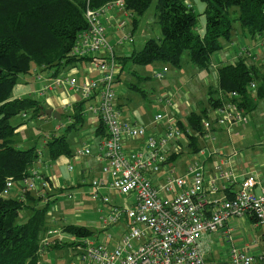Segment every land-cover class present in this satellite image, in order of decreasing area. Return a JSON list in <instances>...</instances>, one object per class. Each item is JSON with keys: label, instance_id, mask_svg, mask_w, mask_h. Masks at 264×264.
<instances>
[{"label": "trees", "instance_id": "trees-1", "mask_svg": "<svg viewBox=\"0 0 264 264\" xmlns=\"http://www.w3.org/2000/svg\"><path fill=\"white\" fill-rule=\"evenodd\" d=\"M115 1L117 0H0V264H54L53 261L46 260V257L49 250L58 248H67L68 250V261L66 260L65 264H70L72 261L79 264L80 260H76L75 257L85 252L86 240L91 241L94 245L105 241L108 247L112 248V245L115 246L118 243L121 237L120 233L130 222L126 213L119 215L120 218L115 223L106 224L102 220L109 214L108 210L111 206L120 207L119 204L123 203L124 197L109 186L110 178L102 172V163L100 172L105 177H94L87 183L91 189L89 195L98 202L99 229L66 222L58 225L55 221L56 218L51 213L50 204L54 199L51 200L53 193L49 190L47 193H50V200L45 199L41 205L39 203L42 197L35 196L28 190L23 194V197L19 194L16 195L17 197L3 194L7 180L11 179L17 183L28 176L40 158V153L35 146L19 149L13 145L18 125H13L10 120L29 111L32 112L33 117H36L42 108V102L37 98L12 97L11 93L18 78L24 74H36L40 75L39 80H43L42 74L46 77L49 72L52 77L64 76L78 63L89 64L90 57H77L70 54L78 34L88 29L85 11L87 7L98 9ZM122 1L124 10L130 12L132 16L133 32L139 18L147 11L153 0ZM200 1L204 3L202 14L205 16L202 33L196 30L199 14L190 4H186L184 0H156L154 16L159 23L161 38H149L141 49L121 56H115L113 48L109 44L110 50L115 60L117 59L121 64V68L128 62L132 65L160 62L163 66L179 68L182 55L187 53L192 64L199 69H209L211 56L223 49V41H228L232 37L234 22H239L244 36L262 37L264 35V0ZM232 8H235L233 16L230 14ZM127 35L131 40L132 33H127ZM124 40L121 38L120 41L118 40V44H122ZM108 52L107 50L106 53L108 54ZM92 70L94 69L92 68ZM133 73L137 76L138 82L148 78L147 76H138L134 70ZM97 75L96 78L99 77L98 71ZM120 75V70H117L114 82L119 80ZM77 83L82 82L77 80ZM251 83L255 84L254 89L250 88ZM130 88L144 94L143 90L138 87V83L131 84ZM75 92L80 98L72 104V113H60V118L71 116L73 121L67 125L64 133L54 134L46 141L48 161L41 159L43 166L50 165L60 156L72 157L75 150L80 148L73 150L70 147L67 131L71 128L83 127L85 119L89 117L87 115H90H84L83 109L92 101L81 98L79 91ZM231 92H235L237 96L231 97ZM205 98V104L200 101L198 110L188 112L183 119H175V124L181 132V140L169 145L170 161L175 162L183 152L194 154L196 157L201 149L205 153L210 152L209 156L202 160L203 163L211 160L212 157L215 159L218 157L219 162V160L230 156V154L223 153L220 146L216 149H210L208 146V143L215 140L222 129H227L228 126H221L216 130L217 133L211 134V136L215 135L212 140L208 135L203 137L205 130L202 121L204 118L214 121V115L210 111L228 101L236 103L245 114L253 111L257 107L258 100L264 98V62L251 57L237 56L235 60L219 65L216 68V86L208 87ZM199 100L202 99L199 98ZM157 101L168 108L164 100L160 101L158 98ZM116 104L123 120L141 125L125 118L121 104L117 102ZM151 128L154 126L146 127L148 132L152 131L156 136L158 133ZM211 129L214 131V126ZM94 133L99 137L94 147L96 156H103L104 150L100 148L101 142L99 141L107 138L108 133L99 118ZM128 140L134 143L131 148L139 147L142 144V140ZM175 144L181 151H173ZM89 148L91 152L88 155H91L93 149L90 146ZM125 148L127 149L126 144ZM233 151L238 152V150ZM225 167L227 168V165ZM158 174H160L157 175L158 180H162L164 171L161 170ZM46 178L48 177L46 176ZM94 179H103L105 182V185L98 190L97 196L93 195L92 181ZM236 188L237 184L221 180L218 191L208 195L222 192L221 199H231L234 197ZM116 196L118 200L114 199ZM67 197L72 198L73 196L68 193ZM103 197L109 198L110 202L105 204L102 200ZM130 200L135 203L134 198H130ZM110 204L112 205L109 206ZM26 207L33 209V213L25 221L19 222L20 210ZM114 225L117 227L114 228ZM57 227L63 233L70 234L71 239L59 240L57 235L48 233ZM220 230L224 231L223 229L217 231ZM100 234L103 235L102 241L98 240ZM81 261L83 262L82 259Z\"/></svg>", "mask_w": 264, "mask_h": 264}, {"label": "built area", "instance_id": "built-area-1", "mask_svg": "<svg viewBox=\"0 0 264 264\" xmlns=\"http://www.w3.org/2000/svg\"><path fill=\"white\" fill-rule=\"evenodd\" d=\"M122 10V0L98 9L87 7L85 18L88 29L78 34L70 52L73 56L90 57L89 64L99 72L98 78L85 75L82 83L78 84L71 71L60 77H52L49 72L44 77V82L33 92L37 97L44 98L61 88L79 91L81 98L92 101L83 109V114L101 119L108 133L107 138L99 141L100 148L104 150L103 156L98 157L102 161L101 170L109 176V186L124 196L120 207L109 205V214L102 220L106 224L115 223L122 213H126L130 219L115 246L108 247L105 241L94 245L86 240L85 252L75 259L80 260L79 264H208L201 242L205 234L223 229V234L231 238L232 229L227 225L230 218L249 216L254 226L264 225V185L261 186L254 174L238 177L232 170L233 159L238 154L236 151L228 158L216 161L209 169L202 160L210 152L205 153L201 149L196 157L185 162L180 174L172 175L174 162L169 159L168 147L181 140V132L175 119L168 113H156L153 126L160 125L162 132L155 136L146 127L121 118L113 87L118 68L105 35L103 21L113 20L115 16L112 14ZM124 25L125 22L122 21L117 27L122 28ZM128 38L125 35L122 39ZM257 54L255 48L241 47L236 57L256 59ZM167 69V66H162L161 70L155 71L154 77L163 78ZM35 77L41 78L36 74ZM250 88L254 89L255 84L251 83ZM230 95L237 96L235 92ZM171 98L172 94L169 93L161 97L160 101L164 100L170 106ZM71 108L72 104L66 105L63 111L65 114L72 113ZM210 112L214 115V121L204 118L202 126L205 130L203 137L208 135L212 140L215 135L211 134L217 133L216 130L221 126H228L229 131L235 125L247 122L246 114L233 101H228ZM66 120L68 123L73 121L71 116L66 117ZM213 126L214 131H211ZM59 128L58 125L56 129ZM128 139L142 140V144L126 149L125 141ZM173 151L178 152L181 149L175 144ZM90 152L89 146L85 145L76 149L73 156L80 158ZM37 162L41 163L42 160L39 158ZM67 170L71 172L73 166L68 164ZM161 170L164 171V178L158 180L157 175H160L158 173ZM46 176L44 171L31 169L28 176L17 181L19 195L23 197L27 190L38 195L47 192L50 189V180ZM221 180L237 184L234 197L224 200L221 197L209 199L208 194L218 191ZM14 184L15 181L7 180L3 194L7 195ZM92 184L93 195L97 196L105 182L103 179H94ZM130 198H134L135 203ZM102 200L105 204L110 202L107 197ZM48 233L57 235L59 240L71 239L70 234L63 233L58 228H53ZM245 247L239 248L232 243L227 264H264V253L253 254L247 251L249 245ZM70 264L77 263L72 261Z\"/></svg>", "mask_w": 264, "mask_h": 264}, {"label": "rangeland", "instance_id": "rangeland-1", "mask_svg": "<svg viewBox=\"0 0 264 264\" xmlns=\"http://www.w3.org/2000/svg\"><path fill=\"white\" fill-rule=\"evenodd\" d=\"M186 4L192 5L194 11L198 13V19L196 24V30L201 33L204 28L205 16L202 14L204 9V3L200 0H184ZM156 0L152 1V4L147 11L139 18L136 28L132 32V16L128 11H116L112 15L115 18L111 21H103L106 30V37L109 44L112 46L115 56L128 55L133 50H139L143 46L144 42L149 38L159 39L161 38V32L159 23L154 16V7ZM233 10L230 9L231 16L234 15ZM124 21L125 25L117 27V24ZM232 31V37L228 41H223L224 47L222 50L215 52L211 56V65L209 69H199L197 66L192 64L184 53L181 58V67L175 68L166 65L168 70L165 72L164 77L156 79L153 76L155 71L161 70L162 63L156 62L147 65H132L126 63L122 68L121 64L116 59L118 70L121 75L119 80L114 82V90L116 95V102L122 106V113L124 117L130 121H136L138 124L145 125L147 128L154 125V116L156 113L166 114L168 112L174 113L177 118H184L185 113L190 111L198 110L200 107V101L203 104L206 102L207 89L208 87L216 86V68L226 62L231 61L229 58H236V53L241 47H252L257 49L258 54L255 60L264 62V38L261 36H244L239 22H234ZM127 33H132L131 40L125 39L122 44H118V40L123 38ZM229 59V60H228ZM91 68L88 63L82 64L78 67V72L75 73V77L78 82H82L85 71L84 68ZM92 69V68H91ZM133 70L138 76H147L146 80L138 82L137 76L133 73ZM41 74V73H40ZM44 79V74H42ZM91 78H96L97 71H90ZM57 77H60L58 75ZM44 80H39L33 74L20 75L18 82L12 90V95H20L19 97H33L37 98L42 102L43 108H49V104L44 98H39L35 94L32 95L33 91L37 90L39 83ZM133 83H138V87L143 90L142 94L138 90L130 88ZM30 92V94H29ZM58 91H56L57 93ZM172 94V105L164 107L157 100L167 94ZM206 94V95H205ZM50 96V95H49ZM52 96V95H51ZM195 96V97H194ZM194 98L202 99L197 100L196 105L194 104ZM180 101H184L183 113L175 110V104L180 105ZM21 113L13 117L10 121L13 125H18L16 128V134L13 138V145L19 149H27L31 146H35L36 150L40 153V159L48 161V155L46 151V141L52 135H59L65 132L67 125L69 124L66 117L58 119L54 116H47L45 114L33 117L32 112ZM247 122L241 125H236L234 128L228 131V128H223L221 133L215 140L210 141L208 146L210 149H216L220 146L222 152L231 154L233 150L237 148L248 157L249 161L253 165H260L264 163V98L259 99L257 107L246 114ZM88 120L85 119V121ZM167 122L166 118L163 120ZM87 122V121H86ZM59 125L60 128L56 129ZM86 126V125H84ZM94 126L80 127L78 129L71 128L67 131V140L75 150L78 147H84L89 145L93 150L95 149L98 137L94 133ZM234 145L235 147H232ZM89 156V155H87ZM76 158L72 157H61L60 160L73 166L71 175L77 176L79 172L80 164L88 160V157ZM195 157L194 154L183 152L177 160L173 163L172 175L181 173V170L185 167V162L192 160ZM84 159V160H82ZM59 160V161H60ZM214 157L211 160L204 163L205 167L209 164L214 166L216 164ZM52 164H59L57 161H52ZM67 166H65L66 169ZM32 169L43 171V164L37 162L34 164ZM67 173H70L66 170ZM69 177V176H68ZM104 178L105 175L102 174ZM247 177V174L244 175ZM92 175L87 174L85 176V184L81 186H72L66 190L65 193L60 194L53 192L51 200V213L56 218V222L60 225L62 222L83 224L93 229H99L100 222L98 221L99 211L98 202L91 198L89 191L91 190L87 182L91 181ZM55 180V178H54ZM63 180H55L57 187L64 186ZM56 189V188H55ZM20 187L15 183L9 190L8 196L17 197L19 194ZM33 195L38 196L37 193L32 192ZM71 193L72 198H68L67 194ZM42 197L39 205L44 202V199L50 200V193H39ZM214 194L208 195L209 199H212ZM118 200L116 196L114 198ZM114 200V201H115ZM105 209V208H104ZM33 209L26 207L21 209L19 213V222L25 221L31 214ZM63 224V223H62ZM231 230V238L226 237L222 230L212 233L207 242L205 250V258L209 259L214 263H222L228 260V252L233 244L239 248H246L250 253L258 254L264 253V225L254 226L249 216L244 218H230L227 223ZM58 228V227H57ZM98 240H103V235L100 234ZM46 260L53 261L54 264H65L68 261V250L67 248L51 249L47 253ZM67 260V261H66Z\"/></svg>", "mask_w": 264, "mask_h": 264}, {"label": "crops", "instance_id": "crops-1", "mask_svg": "<svg viewBox=\"0 0 264 264\" xmlns=\"http://www.w3.org/2000/svg\"><path fill=\"white\" fill-rule=\"evenodd\" d=\"M203 31H204V28L201 31V33ZM229 59L231 61L235 60L234 58H229ZM82 64H84V63H82ZM82 64L78 63V65L71 68L70 71L73 74L77 73L78 67H81ZM83 70L85 71V75L90 76V71L92 70L90 67L84 68ZM157 70H159V69L157 68ZM215 75H216V70H215ZM40 83H39V85H40ZM39 85H38V87H39ZM33 92H32V95H33ZM29 94H30V92H29ZM51 95L44 97V99H46L49 106L51 108H53L54 110L58 111L59 114L60 113L65 114V112L63 111V107L66 105H69V104H73L76 100H78L80 98V96L77 94V92L69 91V90H65V89H61V88L58 90L57 93H53ZM19 96L20 95H16V96L12 95V97H19ZM197 100H198L197 98H194V104L196 103ZM180 102H181L180 105L175 104V110L180 112V113H183V112H185L184 108H183L184 101H180ZM168 114L172 119L173 118L175 119V117L179 116L178 114H177V116H175L172 112H169ZM87 116H89V117H87L88 120H86L87 122L85 121L83 123V127H89L91 125L96 127L97 119L93 118L91 115H87ZM84 125H86V126H84ZM57 126H56V128H57ZM151 129H155V131L158 134L160 132H162L160 125L154 126V128H151ZM94 130H95V128H94ZM149 132H152V131H149ZM98 140H99V137H98ZM98 140H97V142H98ZM125 144H126V147L128 149V148H131L134 143L130 140H127L125 142ZM232 147H235V146L232 145ZM237 150H238V152H237L238 154L234 157L233 163L231 165L232 170L238 175V177L244 176L245 174H248V173L254 174L256 176L258 182L261 183V186H263L264 185V163L261 162L260 165H253V163L251 161H249L248 157H246L242 153V151H240L238 148H237ZM61 157H66V156H60L55 160V161L59 162V164L50 163V165L43 166L44 167L43 171L46 173V175L48 176V179L50 180L49 191H51L52 193L55 190V192L63 194L66 192V190L68 188H70L72 186H81L82 184L84 185L85 184V176H87V174L92 175L93 178L94 177H102V173L100 172V164L102 162L96 156V150L95 149L92 150L91 155L87 156L88 160L84 161L83 163H81V160H78L80 167H79V172H77L76 177H73L71 175L70 171H69L70 173L66 172L67 167L65 169V166H67V165L65 162H63V160H60ZM82 160H84V159H82ZM216 161H218V157H217ZM210 167H211V164H209L208 168L210 169ZM54 178H55L56 182L58 179H60L61 181L63 180L62 184L64 183L65 185L61 186V187H57V185L55 184ZM221 195H222V192H219L217 194H214L213 198H216L217 196L220 197ZM213 236H215V238H216V235H210V233H209L207 236H204L201 239L202 248H203L204 252L206 250L208 239H210V237L214 238ZM204 257H205V253H204ZM205 260L208 264H215L214 262L210 261L209 259L205 258ZM227 262H228V260L225 262H222V263L227 264ZM217 264H219V263H217Z\"/></svg>", "mask_w": 264, "mask_h": 264}, {"label": "water", "instance_id": "water-1", "mask_svg": "<svg viewBox=\"0 0 264 264\" xmlns=\"http://www.w3.org/2000/svg\"><path fill=\"white\" fill-rule=\"evenodd\" d=\"M41 115L45 114L47 116H54L58 119H60V114L58 111L54 110L53 108L49 107V108H41L40 112Z\"/></svg>", "mask_w": 264, "mask_h": 264}]
</instances>
